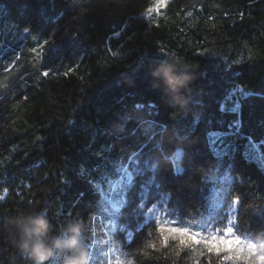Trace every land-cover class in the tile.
<instances>
[{
    "label": "trees",
    "instance_id": "obj_1",
    "mask_svg": "<svg viewBox=\"0 0 264 264\" xmlns=\"http://www.w3.org/2000/svg\"><path fill=\"white\" fill-rule=\"evenodd\" d=\"M156 4L0 0V264H32L8 224L30 213L54 237L82 227L85 244L90 220L114 219L123 264H219L164 245L154 217L264 241V168L241 150L254 143L264 158V0ZM211 132L238 142L215 152Z\"/></svg>",
    "mask_w": 264,
    "mask_h": 264
},
{
    "label": "rangeland",
    "instance_id": "obj_2",
    "mask_svg": "<svg viewBox=\"0 0 264 264\" xmlns=\"http://www.w3.org/2000/svg\"><path fill=\"white\" fill-rule=\"evenodd\" d=\"M163 0H157L156 6H154L152 9L156 12L160 9L162 4L158 3ZM158 5V6H157ZM149 14H151L149 12ZM224 106V105H223ZM220 132H211L209 134L210 140L213 141L216 137L219 136L218 139L221 140L214 141L212 143V149L215 152H224L226 151L230 146L237 143V139H233V134L229 135H221ZM218 141V142H217ZM243 147L241 148L242 154L249 160L255 161L260 167L264 168V158L259 150V147L251 142H244ZM182 156V151L177 150L173 156L172 161L174 163L175 170L177 172L181 171L182 167L180 164ZM133 174L131 170L126 169L122 171V175L116 179L114 182V187L111 191V199H109L110 206L116 210L119 211L124 203V191L126 187H128L131 183ZM105 188L101 187V192L103 199L106 200L108 198V195L104 193ZM105 210L109 211V208L106 207ZM166 220H172L175 222V226L177 227H187L191 228L194 231H203L205 229L211 230V228L207 227L202 221L200 220H190V221H181L176 218H163ZM87 229L92 231V239L90 242L86 243L88 246V252H89V258H90V264H123L122 261H124V257H122L123 253L120 249H118L114 245L113 240V232L115 229V220L114 219H98V220H90L87 223ZM242 239L245 241L251 242L258 246V248L251 253V258L255 259L256 264H264V262H261V259H264V241H256L253 239H250L248 237H242ZM113 241V242H112ZM105 242V245H100ZM99 243V244H97ZM199 251H202V249H195V254H198ZM248 256L245 255V257H242L241 260L248 263Z\"/></svg>",
    "mask_w": 264,
    "mask_h": 264
},
{
    "label": "clouds",
    "instance_id": "obj_3",
    "mask_svg": "<svg viewBox=\"0 0 264 264\" xmlns=\"http://www.w3.org/2000/svg\"><path fill=\"white\" fill-rule=\"evenodd\" d=\"M8 224L17 230L21 250L32 264H48L57 250L66 254L65 264H90L88 248L80 239L82 227L78 229L73 225L70 231L75 234L70 238L54 237L50 235L49 222L42 213L19 214L10 218Z\"/></svg>",
    "mask_w": 264,
    "mask_h": 264
},
{
    "label": "snow or ice",
    "instance_id": "obj_4",
    "mask_svg": "<svg viewBox=\"0 0 264 264\" xmlns=\"http://www.w3.org/2000/svg\"><path fill=\"white\" fill-rule=\"evenodd\" d=\"M163 3L166 4L167 0H163ZM44 75L48 76L49 73L45 72ZM164 215L166 214L162 213V216ZM153 219L155 220L156 231L164 245H168L169 241H178L181 248L202 249L209 256L215 255L219 264H231L232 261H237V264H240L241 258L245 255L249 257L248 264H256L255 259L251 258V253L258 246L242 239L231 226L194 231L187 227H177L172 220L161 217H154ZM149 247L156 248V244L149 242ZM221 257L222 259H220ZM261 262H264V259H261Z\"/></svg>",
    "mask_w": 264,
    "mask_h": 264
}]
</instances>
